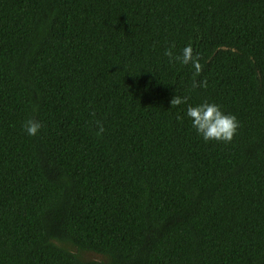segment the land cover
Returning <instances> with one entry per match:
<instances>
[{
	"label": "trees",
	"instance_id": "obj_1",
	"mask_svg": "<svg viewBox=\"0 0 264 264\" xmlns=\"http://www.w3.org/2000/svg\"><path fill=\"white\" fill-rule=\"evenodd\" d=\"M0 264H264V0H0Z\"/></svg>",
	"mask_w": 264,
	"mask_h": 264
},
{
	"label": "clouds",
	"instance_id": "obj_2",
	"mask_svg": "<svg viewBox=\"0 0 264 264\" xmlns=\"http://www.w3.org/2000/svg\"><path fill=\"white\" fill-rule=\"evenodd\" d=\"M163 55L168 58L169 63H179L182 66H189L192 75L199 76L202 71V64L198 53H194L191 44L185 45L178 53H174L172 48H166ZM207 86V81L201 79L199 87ZM195 80L192 82V88H196ZM188 97L184 95H174L170 99L171 107L184 104V117L190 121L191 127L197 135L204 141H216L230 143L237 134L239 121L231 113H225L220 106L213 102H201L197 104H188ZM41 128L39 121L28 119L22 124L23 131L28 136H35ZM104 128L97 122V135L103 133Z\"/></svg>",
	"mask_w": 264,
	"mask_h": 264
},
{
	"label": "rangeland",
	"instance_id": "obj_3",
	"mask_svg": "<svg viewBox=\"0 0 264 264\" xmlns=\"http://www.w3.org/2000/svg\"><path fill=\"white\" fill-rule=\"evenodd\" d=\"M83 255L87 258H91V256H94L92 258H97L99 255L95 254V253H83Z\"/></svg>",
	"mask_w": 264,
	"mask_h": 264
}]
</instances>
